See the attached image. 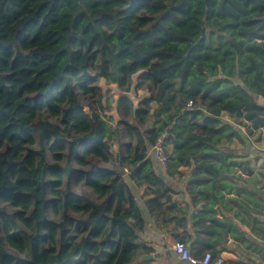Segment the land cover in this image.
Returning a JSON list of instances; mask_svg holds the SVG:
<instances>
[{"label":"trees","instance_id":"trees-1","mask_svg":"<svg viewBox=\"0 0 264 264\" xmlns=\"http://www.w3.org/2000/svg\"><path fill=\"white\" fill-rule=\"evenodd\" d=\"M95 60L99 72L91 76L89 63ZM140 71L139 78L149 79L156 91L139 100L135 120L144 124L153 102L158 106L151 127H126L135 142L112 161L96 145L82 146L79 154L71 133L91 137L96 128L109 144L114 133L96 111L88 117L76 108L75 89L94 96L89 84L97 78L125 85ZM257 96L264 100V0H0V203L10 204L12 216L30 232L26 239L15 232L0 208L5 242L28 258L13 262L0 235V264H149L155 249L142 241L147 220L124 168L130 180L145 184L151 196L144 205L161 215L163 225L186 232L189 220L185 208L173 213L174 205L165 206L171 189L147 155L162 134L167 176L194 164L186 192L194 206H202L190 217L199 235L248 241L229 221L236 213L218 217L213 207L228 211L230 202L245 213L250 204L264 209L240 176L224 178L236 171V163L220 149L242 139L239 126L247 135L264 130V106ZM189 100L192 110L186 109ZM130 105L121 102L124 115L131 114ZM95 107L104 110L99 101ZM42 112L60 117L62 128L41 120ZM224 113L234 124L222 118ZM47 151L53 164L46 161ZM87 156L111 167L70 165H88ZM45 173L56 180H45ZM62 175L104 197L99 204L82 205L69 190L63 194L72 211L87 213L78 240L46 216L49 205L57 208L56 200L47 199L46 186L57 188ZM219 191L235 197L225 201ZM176 239L184 243L183 236Z\"/></svg>","mask_w":264,"mask_h":264},{"label":"rangeland","instance_id":"rangeland-1","mask_svg":"<svg viewBox=\"0 0 264 264\" xmlns=\"http://www.w3.org/2000/svg\"><path fill=\"white\" fill-rule=\"evenodd\" d=\"M89 71L88 73L91 76H95L98 72H99V61L95 60L89 63ZM233 81L236 84H239L242 86V84L240 83V81L236 78L233 79ZM73 83H75V80H73ZM90 86H92L95 89V95L94 96H90V95H84L82 94L79 89H75L76 92V99H77V106L80 110L86 112L87 116H90V110H94L97 113H99L103 119L107 122V127L109 130H126V127L129 126H137L139 125V128L141 130H147L148 128L151 127L152 125V115L154 113V111L157 108V104L155 103H151L150 107H149V112L147 115V121L144 124H138V122H136L135 120V113L133 112V109L138 107V103L139 100L145 99V98H149L151 96H153L155 94L156 91V86L149 80V79H140L138 77V73L134 74L133 76H131L129 82L125 85H120V84H116V83H110L106 80V78L104 77H99L96 79V81H94V83H90ZM149 96V97H148ZM101 102L102 107L104 108V110H100L99 108H96V102ZM121 102H130V106H131V114L130 115H124L123 110L121 108ZM196 102H198L196 100ZM156 105V107H155ZM197 105H200L199 102L197 103ZM39 118L41 120H46L48 122H51L55 125H59L62 128V124L60 121V117H53L49 114H47L46 112H42L39 115ZM96 128H94L95 130ZM238 130L241 133L242 139H235L238 142L241 143H246L244 141H248V143H256L258 142V146L259 148H262L259 152L260 153H264V133L263 132H257L255 133L253 136L252 135H247V133L245 132L246 129L243 127L238 128ZM143 136L145 135V133H142ZM72 137L69 139L70 141H78L79 145H78V153L79 154H83L84 149H82V146H86L85 144L82 143V141H80V139H82L83 136L82 134H74L71 133ZM252 136V137H250ZM122 142L127 143V142H134L133 139H129L127 137H125V134L122 132ZM115 140H112L111 144L109 145V149L105 150L107 152H109V157L110 160H113V157L115 156V154H120L123 152L122 151H118V146L115 144L114 142ZM234 141V140H232ZM52 143H50L49 145L51 146ZM34 148H38V143L37 145L34 146ZM148 151V150H147ZM66 152V151H64ZM65 154V153H63ZM148 155L150 158L155 159V155L152 151L151 148V154L148 151ZM46 161L49 164H53L54 161L51 158V156L49 155V151L46 152L45 155ZM86 160L88 162V165L82 167L79 164L74 163L73 161L70 162V165L74 168V169H81V170H87L88 168H93L94 166L96 167H104L105 169H108L109 167H111V163H103L101 162L98 158L93 157V156H87ZM156 161V160H155ZM158 161H156L157 163ZM59 166H64L66 164V160H62L59 163ZM159 168L161 170L165 169V167H162L159 162L157 163ZM158 168V167H157ZM126 171L124 172V176L129 184V186H131V190L134 194V197L136 199V201L139 203L140 199H143V197H141L139 191H141V189L143 190L145 187V184L143 185H139L138 183L130 180L127 176H126ZM43 178L45 180H56L54 179L53 176H51L48 173H45L43 175ZM60 185L56 188V185H48L46 186L45 189V193H46V197L48 200H56L57 204V208L54 210L53 205H49V208L46 211V216L48 221H52L53 223L56 224H62L65 228V230H68V233L70 234V236H73L75 238L80 239L81 235L79 233V230L81 229L82 225H81V221H83L86 216L87 213L84 211H72L66 204H65V200L63 199V194H65L66 190H69L70 194L80 198V202L82 205H86V201L88 202H92L94 204H99L104 197L100 196L98 193L94 192L90 187H88L85 183H80V184H75L73 179H69L67 178V175H62L60 178ZM180 181L182 180L181 178L179 179ZM182 182V181H181ZM170 183V184H169ZM168 185L170 186L169 188L171 189L173 187V183L174 182H169ZM187 185V183H186ZM185 185V186H186ZM52 190H55L58 192L59 195H54L52 194ZM171 192H174L173 189H171ZM60 198L61 202L59 199ZM59 200V202H58ZM142 203V202H141ZM140 203V204H141ZM0 208L3 209V215L5 217H7L9 223L11 224L13 230L15 232H20L22 234V236L26 239L27 236L29 235V230L27 228H25L20 221H18V219L15 216H12V213L14 211L13 207L5 202H1L0 203ZM65 215L67 216V218L69 220H65ZM154 216L158 217L159 220H157L158 226L157 228H162L164 229V232L166 233L168 237L165 236L164 233L161 234L162 238L165 239H169L168 242H164L162 246L159 247H155V252L152 253L151 255L148 256V258H151L152 261L149 264H159V261L165 262L166 261H170L171 259V255L169 251H171V246L177 242V240H175L174 235H170L168 234L169 232H171L172 228L174 227L172 224H168V225H163L162 223V217L160 214H154ZM152 216L149 215V220L150 223L152 225H155L154 221L151 218ZM149 222V221H148ZM147 222V225H148ZM74 224V225H73ZM80 227V229L78 228ZM166 228V229H165ZM0 235L2 237V244H3V250L4 252L10 256L11 260L13 262H26L28 260L27 256L25 254H21L19 252H17L15 249L11 248L6 242H5V234L2 228H0ZM60 234L58 235L57 239L59 240ZM174 237V238H173ZM46 246H50V244H46ZM78 260H81L80 257H78ZM177 260V259H176ZM178 262L176 261V264ZM165 264V263H164Z\"/></svg>","mask_w":264,"mask_h":264},{"label":"crops","instance_id":"crops-1","mask_svg":"<svg viewBox=\"0 0 264 264\" xmlns=\"http://www.w3.org/2000/svg\"><path fill=\"white\" fill-rule=\"evenodd\" d=\"M143 73L144 71L138 72V77ZM222 118L229 123H233L232 118L226 113L222 115ZM110 131L114 133L113 140H115L114 142L118 146V151H122V149L124 150L123 146L125 144H133L135 142H122V132L125 134V137H127L126 130ZM257 132L264 133V130L253 132L252 136ZM235 139L236 138L232 139L234 141L229 143L226 142L220 145V149L223 152L230 154L231 157L229 162L236 163V166L233 167L236 171L234 173L224 175V178L228 179L231 175L240 176V178L246 182L245 187L247 189H255L254 198L257 200L258 204L264 206V153L262 154L259 152L262 148H259L258 142L241 143ZM148 151L151 154V148H148ZM154 158L155 159L151 158L153 161V169L162 177L167 178L165 179L167 184L169 182H174L173 187L171 188L174 190V192H170V197L165 202V206L167 207L169 205H174L172 208L173 213L176 212V208H185L188 212L187 218L189 220L187 223V231L183 232V230L173 227L171 232L168 234H173L175 240H177V235L179 237L183 236L184 243L192 254L201 255L205 251H210L216 258H221L223 260V264H264V209L250 204V211L245 213L244 210L239 206L230 202H228L230 205L228 211L224 210L223 206L220 205L213 207V210L216 212L218 217L221 216L220 214H227L231 216L233 213H236L237 215H233V218H231L229 221L241 232L245 233L248 238H250L248 241L232 238L229 234H226L225 236L220 235L219 237L208 233H202L199 235V231L192 225L190 217L191 214H196L202 206L200 204L196 206L192 204L191 198L193 195L186 192L185 186L186 183L188 184L191 179L190 172L194 168V164L192 163L190 167H179L178 173L172 177H169L167 176L165 169L161 170L159 168L157 164L158 162L156 163V161H158L156 156ZM180 178L182 179V182L179 180ZM224 178L221 180H226ZM215 181L217 182V180ZM143 188V190L141 189V191H139L143 199L139 198L140 202L137 203L143 209L144 216L146 217L147 222H149L147 228L144 230L142 241L147 242L148 245L155 248L162 246L164 242L169 241V239L167 240L162 238V233H164L168 238L169 236L166 235L164 229L157 228V220L159 219L158 217L154 216L156 213L150 214V212L147 211L144 201L145 199L149 198L151 194L146 189V187ZM219 192L224 195L223 199L225 201L229 197H235L234 194H224L222 191ZM166 213L171 214V211H167ZM149 215L152 216V220H155V225L150 223ZM204 223L205 225H211L209 221H204ZM169 252H171V260H165V262L162 263L159 261V264H176V261L178 262L177 264H179L180 261L176 255L173 254L172 250Z\"/></svg>","mask_w":264,"mask_h":264},{"label":"built area","instance_id":"built-area-1","mask_svg":"<svg viewBox=\"0 0 264 264\" xmlns=\"http://www.w3.org/2000/svg\"><path fill=\"white\" fill-rule=\"evenodd\" d=\"M194 107V101L189 100L186 106L187 110H192ZM163 138L164 134H162L155 145L152 147V151L156 156L158 162L162 167L166 166V156L164 154L163 147ZM124 171L127 172V169L124 168ZM171 250L174 255L180 261L179 264H223V260L221 258H216L210 251H205L201 255L192 254L189 248L183 242H175L171 246Z\"/></svg>","mask_w":264,"mask_h":264},{"label":"water","instance_id":"water-1","mask_svg":"<svg viewBox=\"0 0 264 264\" xmlns=\"http://www.w3.org/2000/svg\"><path fill=\"white\" fill-rule=\"evenodd\" d=\"M257 98V101L259 104L263 105L264 106V100H262L261 97H256ZM76 108H78V106H76ZM138 108V107H137ZM137 108L133 109V112L135 113ZM79 109V108H78ZM80 110V109H79ZM80 141H82L83 144H87V145H96V146H100L101 148H103L104 150H108L109 149V143L107 142V140L105 139H102L100 137V134L98 133L97 129H95V132L94 134L91 136V137H83L82 139H80ZM74 142H77L79 144L78 141H75Z\"/></svg>","mask_w":264,"mask_h":264}]
</instances>
